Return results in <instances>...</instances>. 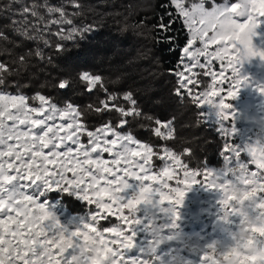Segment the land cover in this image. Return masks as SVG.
Masks as SVG:
<instances>
[{
	"label": "snow or ice",
	"instance_id": "1",
	"mask_svg": "<svg viewBox=\"0 0 264 264\" xmlns=\"http://www.w3.org/2000/svg\"><path fill=\"white\" fill-rule=\"evenodd\" d=\"M173 2L184 17L189 32L187 46L183 48L184 70L175 73L178 92L195 83V68L204 69V75L212 77L211 87L216 90L193 96V101L219 108L222 111L216 112L218 118L222 115L227 120L231 105L226 104L221 96L224 88L217 85L226 83L227 96L233 99L242 80L246 79H235L239 71L238 42L241 32L251 24L256 26L257 17L264 16V0H237L236 3L224 0L222 4H216L213 0L211 8L205 7L204 0L190 7L178 0ZM18 3L20 0H12V4L5 9L19 17L11 21L12 31L27 40H41L45 47L52 46L50 40L45 38V32L56 35L61 41L55 45L60 54L66 51L64 41L85 40V34L93 30L91 26H75L62 7L20 4L19 10L14 11L13 6ZM74 6L80 7L79 4ZM40 7L46 8L49 16L57 18L42 25L40 22L45 17L40 14ZM241 17L247 19L241 21L238 19ZM53 25L59 27L55 33H51ZM161 27L165 31L168 29L163 18ZM7 39L0 32V40ZM197 42L200 46H196ZM213 45L215 48L211 50ZM34 55L52 64V58H46L41 48L38 47ZM258 55L264 58V51ZM201 58L204 63H201ZM214 61L220 62L219 72L213 71ZM19 63H26L24 56L19 58ZM229 70L231 75H225ZM12 75L13 68L0 62V194L6 193L0 195V264H154L153 257L151 260L146 258L145 250L143 255L137 257L126 254L134 247L136 233L133 228L141 223L136 213L141 205H151L159 214L168 217L170 223L159 224L160 243L172 239V236L163 235L162 230L177 226L178 206L183 204L186 191L198 183L197 171L189 170L180 155L165 147L163 155H159L163 166L154 174L151 161L158 153L154 152L153 146L141 143L131 131L119 130L130 122L129 118L141 117L137 100L132 92H125L122 96L124 104H120L121 97L108 91L101 75L84 70L76 73L75 79L72 75H64L51 85L53 89L63 92L82 86L88 93L99 90L106 94L98 105H87V110L115 112L119 116V124L113 125L109 121L95 130H89L84 122L85 113L70 100L58 103L54 97L40 91L28 96L20 90V85H16L15 93L8 91L6 80ZM217 77L220 79L217 80ZM217 97L218 102L215 100ZM232 115L234 117V113ZM155 123L158 126L153 131L157 137L163 140L172 138L171 122L161 124L156 120ZM220 128L227 134L223 125ZM85 136L86 143L82 140ZM230 151L234 154V165H243L240 153L245 150L234 146ZM106 153L108 159H105ZM224 161V168L207 169L203 173L210 178L207 187L224 188V184L217 182L227 178L225 172L232 168L233 160L224 156ZM252 163L257 167L259 161ZM252 175L256 176L257 173L254 171ZM173 179L176 181L174 187L169 185ZM130 180L139 183L131 195L125 197L122 193L133 187ZM14 181L26 183H18L15 188L9 189L8 186ZM37 183L45 191L59 189L73 192L89 205L94 204L96 210L90 213L87 222L82 220V226L78 225L69 232L44 203L20 190L21 187ZM165 200L166 205L163 203ZM220 203L227 204L229 201L222 200ZM125 209L128 210L127 214ZM110 215L117 217L119 223L102 230L95 227L101 219L111 222ZM154 224L149 220L145 227L149 230ZM208 248L212 252L204 254L202 264H218L215 245H208Z\"/></svg>",
	"mask_w": 264,
	"mask_h": 264
},
{
	"label": "trees",
	"instance_id": "2",
	"mask_svg": "<svg viewBox=\"0 0 264 264\" xmlns=\"http://www.w3.org/2000/svg\"><path fill=\"white\" fill-rule=\"evenodd\" d=\"M193 1L182 0V4L188 6ZM212 2L204 0L205 6ZM9 4H12V0H0V32L8 37L7 40H0V62L8 64L14 71V75L6 80L8 91L15 93L16 85H20V90L28 96L40 91L54 97L58 103L70 100L85 113L84 122L89 130H95L109 121L118 125L119 116L115 112L96 113L87 110V105H98L99 100L105 99L103 91L93 90L88 93L79 86L74 91L63 92L51 87L59 77L72 75L75 79L79 71H90L103 77L108 91L121 97L120 104H124L123 93H133L142 115L135 119L129 118L130 122L119 130L131 131L141 143L153 146L154 152L158 153L151 161L155 171L159 172L163 166L159 155H163L165 147L180 155L189 170L197 171V177L207 169L224 168V156L231 153L230 143L234 144L237 136L229 133L228 121L206 117L203 105L194 103L193 96L211 87V76L204 75L203 69L195 68V83L178 92L175 73L183 71L181 48L189 36L171 0H20V3L13 6L14 11L19 10L20 4L62 7L75 26H91L93 30L85 34V40L77 38L76 41L63 42L66 49L64 54L58 53L55 48L57 43H61L56 35L45 32V38L52 45L45 47L41 40H27L12 31L11 21L19 17L5 11ZM75 4L80 7H75ZM39 11L45 17L40 22L42 25L57 18L49 16L46 8L40 7ZM162 18L168 25L167 31L161 27ZM58 30V26H51V33ZM38 47L43 50L46 58H52V64L34 55ZM30 52L33 55L29 56ZM21 56L26 59L24 65L19 63ZM156 120L161 124L171 122V139L163 140L155 135L153 129L158 126ZM221 125L227 129V134L221 131ZM261 134L264 141V131ZM82 140L86 143L87 137H82ZM241 156L246 160L244 151L240 153ZM247 167L252 168V164ZM259 177L262 178V175ZM24 189L38 202L44 203L59 221L70 218V229L73 226L77 228L82 220L87 222L90 213L96 210L94 204L89 205L73 192L59 189L45 191L40 184ZM109 220L111 222L101 219L95 227L102 230L119 223L115 216L110 215ZM176 244L180 246L174 238L164 240L153 256L154 264H164L167 259L173 264H181L182 257ZM146 247L138 248L134 244L126 254L132 257L143 255ZM182 249L184 253H189L187 245ZM195 256L197 254L190 255L183 264L195 263Z\"/></svg>",
	"mask_w": 264,
	"mask_h": 264
},
{
	"label": "rangeland",
	"instance_id": "3",
	"mask_svg": "<svg viewBox=\"0 0 264 264\" xmlns=\"http://www.w3.org/2000/svg\"><path fill=\"white\" fill-rule=\"evenodd\" d=\"M171 2L179 12L176 3H174L173 0H171ZM178 2L182 4V0H178ZM199 2V0H195L190 3L188 7H190L193 3ZM223 2L224 0L215 1L216 4H222ZM229 2L236 3L237 0H232ZM212 3L205 7L211 8ZM181 18L184 22V17L181 16ZM238 19L243 21L246 20L247 17H241ZM184 26L189 36L188 28L186 27L185 23ZM253 41L257 46L264 48V16L257 17ZM185 46H187V42L181 48V56H183V48ZM196 46H200L199 42H197ZM214 48V45L211 46V50H214ZM237 51L239 52V48ZM201 63H204L203 58H201ZM220 67V62L214 61L213 71L219 72ZM182 70H184L183 67ZM238 70L239 71L235 76V79H239L240 77L246 79L242 80L241 86L239 87L235 98L232 99L231 97L227 96L226 83L224 85H217V87L224 88V91L221 92V96L224 97L226 104L231 105V107L228 109V119L226 121L229 122V133H235L237 140H235L234 144L230 143V146H239L241 149L245 150L247 145L262 141L261 133L264 131V60H262L260 57H254L243 61L242 63L239 62ZM193 72L196 71L193 70ZM225 75H231V71L229 70V72L225 73ZM219 79L220 77H217V80ZM210 83L212 86V77ZM215 90V87H210L208 91ZM218 99V97L215 98L217 102ZM203 109L206 117H213L216 120H220L214 108L203 105ZM232 113H234V117ZM244 152L246 153L247 157L246 160L242 156L240 157L241 162L244 163L241 166L247 167V165L251 163L252 168L249 169L247 167L249 174L252 175V172L255 171L257 173V179L260 181V183H264V172L258 170L256 165L251 162L252 158L248 152L246 150ZM230 154L228 156L233 160L232 168H234L236 166L234 165V154ZM108 158V154L106 153L105 159ZM155 173L158 172L154 170V174ZM259 175H262V178H260ZM225 176L227 177L226 179H221L217 183L225 184L229 180L235 181L236 179V177L230 171H226ZM208 179L210 178H206L203 174H201L200 177H197L198 183L193 184L192 187L186 191L183 204L178 206L177 210L179 212V219L176 220L177 226L175 228H167L162 230L163 235L172 236L174 240L180 244V246L178 244L176 245L179 247L178 252L182 257L181 264L185 263L190 255L193 256L194 254H197V257L195 256L196 261L192 264H202L204 254L212 252V249H209L208 245L215 244L218 241L220 245L225 246L233 242L230 232L235 230V227L239 222V216L235 214L236 208L233 204V198L229 196L227 198L229 203L227 204L220 203L222 201L223 188L207 187ZM18 183L22 185L26 182L14 181L12 185L8 186V188H15ZM130 183L133 185V187L125 190V192L122 193V195L125 197L131 195L139 182L136 180H130ZM152 183L155 184V182ZM37 184L33 186L36 187ZM169 185L173 187L176 186L175 179L169 181ZM20 190L26 195H30L25 191L24 187H21ZM258 191L260 193H264V189H258ZM0 195H6V193ZM163 203L166 205L167 200H165ZM124 211L125 214H127V209ZM136 216L141 219V223L139 225H135L133 228L136 233L134 236V244H136L138 248H144L151 242V233L145 227L149 220H152L157 226L163 223H170V219L168 217L159 214L158 211L153 209L151 205H141L136 213ZM222 216L226 217V220H230L231 223L222 221L220 219ZM71 221L72 220L67 217L61 219L60 221L61 224L67 227L69 232L76 229L74 226L73 229L68 228L69 224H71ZM253 231L259 232L255 226L253 227ZM258 238L264 239V236H258ZM166 240L169 241L170 239ZM189 240L192 242V244L189 242ZM184 245H187V248L190 249L187 250L189 251L190 255L188 252L184 253L185 250L182 251V247ZM231 254V252L218 253L215 250V255L218 258V264H221V260L219 259L220 255H223L224 259H227V257ZM236 254L239 255L240 253ZM164 264H173V262L167 259ZM241 264H244L243 260L241 261Z\"/></svg>",
	"mask_w": 264,
	"mask_h": 264
},
{
	"label": "clouds",
	"instance_id": "4",
	"mask_svg": "<svg viewBox=\"0 0 264 264\" xmlns=\"http://www.w3.org/2000/svg\"><path fill=\"white\" fill-rule=\"evenodd\" d=\"M255 27V24H251L240 34L239 52L237 53V60L240 63L254 57H260L258 53L264 51V48L257 46L253 41ZM254 52L257 55H253ZM261 59L264 60V58ZM214 109L217 113L222 111L219 108ZM219 118L223 119V116L221 115ZM245 150L251 156L252 162L259 161L257 168L264 172V141L249 144ZM229 171L236 179L235 181L229 180L224 184L222 200H227L229 196L233 198V204L236 208L235 214L239 216V222L235 230L230 232L233 241L231 244L222 246L218 241L214 244L218 253H232L227 259H224L223 255H220L219 259L221 264H241L242 260L244 264H264V239L258 238V236H264V231H253L254 226L257 229H264V193L258 191V189L264 188V184L260 183L257 175H250L246 166L236 165ZM52 214L54 215V213ZM220 219L226 223H231L224 216ZM149 231L151 242L145 248V254L146 258L151 260L161 244V234L159 226L155 224ZM236 253L240 254L237 255Z\"/></svg>",
	"mask_w": 264,
	"mask_h": 264
}]
</instances>
